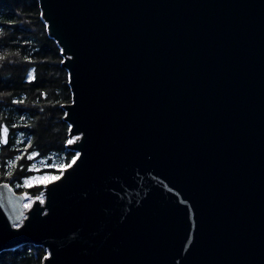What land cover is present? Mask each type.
I'll list each match as a JSON object with an SVG mask.
<instances>
[{
  "label": "water",
  "instance_id": "water-1",
  "mask_svg": "<svg viewBox=\"0 0 264 264\" xmlns=\"http://www.w3.org/2000/svg\"><path fill=\"white\" fill-rule=\"evenodd\" d=\"M77 153L43 200L0 184V254L264 264V0H38Z\"/></svg>",
  "mask_w": 264,
  "mask_h": 264
},
{
  "label": "trees",
  "instance_id": "trees-1",
  "mask_svg": "<svg viewBox=\"0 0 264 264\" xmlns=\"http://www.w3.org/2000/svg\"><path fill=\"white\" fill-rule=\"evenodd\" d=\"M62 62L38 0H0V184L28 202L77 156L67 147L71 91ZM43 177L52 179L37 182ZM46 254L22 245L1 253L0 264H42Z\"/></svg>",
  "mask_w": 264,
  "mask_h": 264
},
{
  "label": "rangeland",
  "instance_id": "rangeland-1",
  "mask_svg": "<svg viewBox=\"0 0 264 264\" xmlns=\"http://www.w3.org/2000/svg\"><path fill=\"white\" fill-rule=\"evenodd\" d=\"M76 139L75 138H71L70 139V141H69V143L70 142H73V141H75ZM50 182V181H49ZM47 184V183H46ZM26 198V197H25ZM37 200H40V201H42L43 200V195H42V197L41 198H39V199H37ZM35 201V200H34ZM34 201H32V202H34ZM32 202H28L27 200L25 201V205L27 206V207H29L30 205H31V203Z\"/></svg>",
  "mask_w": 264,
  "mask_h": 264
},
{
  "label": "snow or ice",
  "instance_id": "snow-or-ice-1",
  "mask_svg": "<svg viewBox=\"0 0 264 264\" xmlns=\"http://www.w3.org/2000/svg\"><path fill=\"white\" fill-rule=\"evenodd\" d=\"M4 132H5V135H6L7 130L5 129ZM3 142H6V139H5ZM49 179H52V178H49V177H43V178H41L40 181H37V182H44V181H47V180H49Z\"/></svg>",
  "mask_w": 264,
  "mask_h": 264
}]
</instances>
